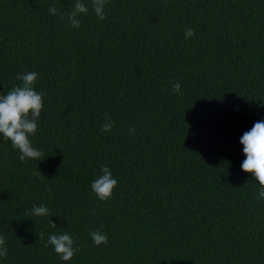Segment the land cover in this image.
Masks as SVG:
<instances>
[{
	"label": "trees",
	"instance_id": "obj_1",
	"mask_svg": "<svg viewBox=\"0 0 264 264\" xmlns=\"http://www.w3.org/2000/svg\"><path fill=\"white\" fill-rule=\"evenodd\" d=\"M53 5L73 0H0V94L30 71L44 94L42 160L0 139V264H264L240 144L264 120V0H109L103 21L89 3L79 29ZM102 166L118 181L107 202L91 191ZM41 204L50 215L31 216ZM63 232L68 262L45 247Z\"/></svg>",
	"mask_w": 264,
	"mask_h": 264
},
{
	"label": "clouds",
	"instance_id": "obj_2",
	"mask_svg": "<svg viewBox=\"0 0 264 264\" xmlns=\"http://www.w3.org/2000/svg\"><path fill=\"white\" fill-rule=\"evenodd\" d=\"M89 3L96 17L103 21L106 19L105 8L109 0H73V6L70 12L62 13L53 5L49 8L50 14L67 19L74 29L81 27V17L89 12ZM185 38L189 39L195 35L192 28H185ZM16 79L20 82L14 85L6 94H0V139L10 142L13 150L17 151L18 159L21 162L28 160H42L44 153L35 148L32 143V137L37 135L38 120L44 108V94L36 90L38 73L30 71L26 73H17ZM181 84L172 83L173 92L179 93ZM105 123L101 126V133L110 131L115 122L106 115ZM134 133L135 129L130 128ZM240 144L243 145V153L246 157L241 163V169L251 175L257 184V201L264 202V120L254 123L249 131L243 133L240 137ZM118 181L113 177L112 171L108 166H102L100 175L91 182V191L101 202L110 200L117 187ZM31 216L45 217L50 215V209L41 204L33 205ZM52 227L56 225L52 223ZM93 244L96 247L107 245V235L100 231L94 230L89 233ZM40 240H44V233L38 234ZM51 246L59 258L68 262L73 259L79 251L74 246V239L68 232L51 233L45 241V247ZM8 248L6 239L0 235V258H6Z\"/></svg>",
	"mask_w": 264,
	"mask_h": 264
}]
</instances>
